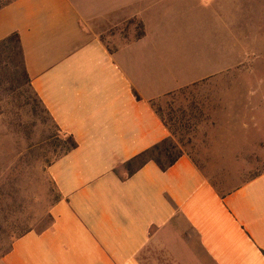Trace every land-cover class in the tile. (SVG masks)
<instances>
[{"label":"crops","instance_id":"1","mask_svg":"<svg viewBox=\"0 0 264 264\" xmlns=\"http://www.w3.org/2000/svg\"><path fill=\"white\" fill-rule=\"evenodd\" d=\"M163 2L15 0L0 9V42L18 34L30 89L77 144L47 168L60 195L51 225L16 239L3 264H142L148 245L165 264H264V171L221 198L186 153L165 171L153 162L130 177L124 169L171 135L151 103L211 76L196 74L193 50L175 35L145 30L147 14L156 25L169 16ZM137 4L139 14L118 19ZM132 18L144 34L109 51L102 31Z\"/></svg>","mask_w":264,"mask_h":264},{"label":"rangeland","instance_id":"2","mask_svg":"<svg viewBox=\"0 0 264 264\" xmlns=\"http://www.w3.org/2000/svg\"><path fill=\"white\" fill-rule=\"evenodd\" d=\"M140 7L123 9L118 19ZM161 11L169 14L163 24L147 14L145 30L175 35L193 50L196 74L211 76L154 101L153 109L203 176L231 191L264 171V0H164ZM130 20L102 31L109 51L140 31V21ZM12 46L0 54V264L17 237L51 225L60 195L47 168L67 141L30 89ZM138 258L166 263L149 245Z\"/></svg>","mask_w":264,"mask_h":264},{"label":"trees","instance_id":"3","mask_svg":"<svg viewBox=\"0 0 264 264\" xmlns=\"http://www.w3.org/2000/svg\"><path fill=\"white\" fill-rule=\"evenodd\" d=\"M13 1H15V0H0V9L9 5ZM139 29H140V31L136 32V35H135L136 39H139L144 34V28H143V25L141 22L139 23ZM12 44H14V47H16L18 49V53H20V55H22V51H21V47H20L19 39H18V34H16V33L10 35L9 37H7L6 39H4L3 41L0 42V54L6 52L7 50H10L13 47ZM195 85L196 84H193L192 87ZM181 90L173 92L169 95H174L178 92H182ZM135 97L137 99H139V97L136 94H135ZM151 105L153 107V102L151 103ZM159 117L161 118L160 115H159ZM161 120L163 121L165 126L169 129V132L171 135L168 138L161 141L160 143L152 146L151 148L141 152L140 154L136 155L135 157H133L130 160H128L127 162H125L124 163V169H125L128 177L135 174L138 170H140L145 164H147L149 162L155 163L162 171H165L167 168L174 165L175 162L178 160V158L181 155H183L181 150L178 149V147L176 146V144L173 141V137H172L173 134H172L170 128L168 127L166 122H164V120L162 118H161ZM56 128L58 129L57 126H56ZM58 131L61 132L59 129H58ZM65 135L67 137V141L64 144L63 151L61 152V154L56 159H58L62 155L67 154L68 152L72 151L77 146L74 138L71 135H67V134H65ZM253 178H251V179H253ZM209 183L211 184V186L215 189V191L218 193V195L221 198L225 197L227 194H229L231 191L234 190L233 189L231 191L223 192L222 190H220L216 186L215 183H211V182H209ZM21 236H19V237H21ZM19 237H17L16 239H18Z\"/></svg>","mask_w":264,"mask_h":264}]
</instances>
